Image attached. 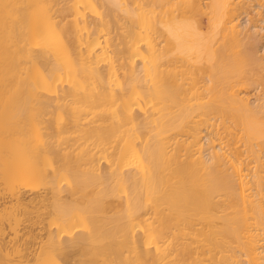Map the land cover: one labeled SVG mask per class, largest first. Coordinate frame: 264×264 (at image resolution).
<instances>
[{
	"label": "bare ground",
	"instance_id": "6f19581e",
	"mask_svg": "<svg viewBox=\"0 0 264 264\" xmlns=\"http://www.w3.org/2000/svg\"><path fill=\"white\" fill-rule=\"evenodd\" d=\"M257 20L264 0H0V264H264Z\"/></svg>",
	"mask_w": 264,
	"mask_h": 264
},
{
	"label": "rangeland",
	"instance_id": "374dc122",
	"mask_svg": "<svg viewBox=\"0 0 264 264\" xmlns=\"http://www.w3.org/2000/svg\"><path fill=\"white\" fill-rule=\"evenodd\" d=\"M254 17H256V16H254ZM249 18H250V17H249ZM252 18H253V15H252ZM254 19H255V18H254ZM248 20H249V19H248L247 16L245 15L244 18L242 19V21H243L242 23H243V24H246V23L248 22ZM252 20H253V19H252ZM255 20H256V19H255ZM255 20H253V21L255 22ZM253 21H252L251 23L256 24V30L258 29V26H259L260 29H263L262 26L264 27V21L261 22V21H258V20H257V21H258L257 23H254ZM260 22H261V23H260ZM260 29H258L257 31H259ZM261 33H262V34H261ZM260 34L263 35V37H262L261 35H259L260 38H263V40H264V29H263L262 31L260 30ZM256 92H258V90L251 88V94H252V97H254V94H255Z\"/></svg>",
	"mask_w": 264,
	"mask_h": 264
}]
</instances>
